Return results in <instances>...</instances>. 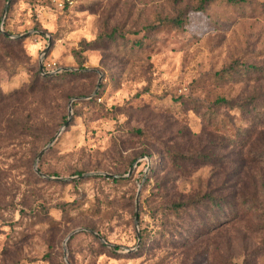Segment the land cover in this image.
Listing matches in <instances>:
<instances>
[{"label": "rangeland", "instance_id": "374dc122", "mask_svg": "<svg viewBox=\"0 0 264 264\" xmlns=\"http://www.w3.org/2000/svg\"><path fill=\"white\" fill-rule=\"evenodd\" d=\"M7 2L0 114L72 73L0 116V264H264V0Z\"/></svg>", "mask_w": 264, "mask_h": 264}, {"label": "trees", "instance_id": "16d2710c", "mask_svg": "<svg viewBox=\"0 0 264 264\" xmlns=\"http://www.w3.org/2000/svg\"><path fill=\"white\" fill-rule=\"evenodd\" d=\"M231 1H243V0H231ZM55 7H56V5H55ZM60 9H64V8H60ZM178 20H179V22H182V20L180 18H178ZM179 22H177V23H179ZM4 36L6 39H9V36L7 34H5ZM45 60H47V59H45ZM57 66L60 67L58 64H57ZM62 73L71 74L72 71L61 69V70H59V72L56 75H44L41 73L40 68H38L35 85L29 86V88H26L24 91H22L19 94L17 91L6 94L4 97L5 100L3 101L6 104H4V110L0 114V116L5 120V123H7L9 121L15 122V124H14V127H16L15 131L21 133L24 126L28 125L29 122L32 120V118L29 117L30 114H23V102H22V100L25 98V96L27 94L35 92L37 90V88L44 87V89H46L48 82H50L52 79H54L55 76L60 75ZM32 87H34V88H32ZM64 122H67V116L65 114H63L61 116V118L57 124V127ZM57 127H56V130H57ZM56 130H54V132ZM137 130L139 131V129H137ZM54 132L49 134L48 139L52 138ZM117 174H119V173H117ZM119 178L120 177H113L112 176V179L114 181L122 180ZM199 203L204 204L205 206H203V207L207 208L209 211H212V212L216 206L220 205V203L217 201V198L210 196L209 194L205 193L202 196H193V197H191L185 201L171 200L170 208H172L173 210L193 209L196 211V210H198L197 204H199ZM197 213H199V216H200L199 224L206 223L207 222V214L201 212V210H198V212H196L195 215H197ZM190 214H191V212H189V217L191 218ZM196 222H197V220H196ZM188 223H191V222L188 220ZM192 223H193V220H192ZM194 223H195V221H194Z\"/></svg>", "mask_w": 264, "mask_h": 264}, {"label": "water", "instance_id": "95a60500", "mask_svg": "<svg viewBox=\"0 0 264 264\" xmlns=\"http://www.w3.org/2000/svg\"><path fill=\"white\" fill-rule=\"evenodd\" d=\"M9 3H10V0H8V2H7V4H6V6H5V10H4V16H5V13H6V11H7V9H8V6H9ZM5 32V34H7V35H12V34H10L9 32H7V31H4ZM47 52H48V48L44 51V54H43V56H42V58H41V60H40V70H41V73L42 74H44V75H51V74H54L55 72H57V71H59L60 69H58V70H55V71H46L45 69H44V66H43V61L45 60V57H46V55H47ZM71 104H72V100L70 101V107H69V119H70V117H71ZM68 123H69V120H67V122L64 124V126H63V128L65 127V126H67L68 125ZM61 131H62V128L57 132V134L55 135V137L44 147V148H42V150H40V152H39V154H38V157H37V160H36V163H35V168H36V171L39 173V174H41V175H43V176H46V177H49L47 174H44L43 172H41L39 169H38V167H37V163H38V160L40 159V157L44 154V152L54 143V141H55V139H56V137L61 133ZM135 166H132L131 167V169H130V171H129V173H131V171L133 170V168H134ZM96 172H88V173H85V174H82V175H80V176H77V177H84V176H89V175H92V174H95ZM113 177H123V176H125L124 174H111ZM139 195H140V192H139V194H138V198H137V202H136V217H135V219H136V223L138 222V213H139ZM71 235V234H70Z\"/></svg>", "mask_w": 264, "mask_h": 264}, {"label": "built area", "instance_id": "2783aa9c", "mask_svg": "<svg viewBox=\"0 0 264 264\" xmlns=\"http://www.w3.org/2000/svg\"><path fill=\"white\" fill-rule=\"evenodd\" d=\"M52 1L58 8L72 7L75 3V0H52ZM43 66L46 71H55L60 69L55 61L44 60Z\"/></svg>", "mask_w": 264, "mask_h": 264}]
</instances>
